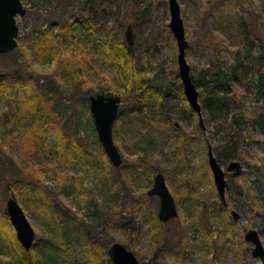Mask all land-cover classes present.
I'll return each mask as SVG.
<instances>
[{
  "label": "rangeland",
  "instance_id": "obj_1",
  "mask_svg": "<svg viewBox=\"0 0 264 264\" xmlns=\"http://www.w3.org/2000/svg\"><path fill=\"white\" fill-rule=\"evenodd\" d=\"M178 1L188 40L186 59L192 75L199 81L202 103V97H208L212 86L210 74L219 65H230L237 50L243 59L246 41L239 36L237 23L249 21L258 26L264 16V0ZM22 3L27 12L17 17L18 46L9 53H0V72L21 67L18 48H26L29 40L52 23L53 43L61 46L67 56L80 58L84 54L94 58L92 66L76 65L88 76L86 88L105 82L121 96L120 108H135L139 112L136 99L127 95L126 86L136 79L160 74V82L169 81L170 89H177L179 81L171 78L179 72V50L170 29L169 0H22ZM90 14L99 26L96 38L108 41L119 55L127 50L123 44L125 28L132 23L134 45L126 70L105 69L96 60L100 44L85 35L81 24ZM66 22L73 25L72 41H61L58 34V26ZM255 45L253 54L258 55V44ZM30 64L32 79L39 78L43 88H49L47 96L50 95L54 85L48 76L54 73L55 61L33 59ZM25 72L29 78L31 72ZM257 77L255 69L247 70L234 84V92L220 94L223 105L213 112L203 111L204 126L197 113L189 114L185 109L190 105L186 97L172 92L168 105L174 128L156 120L147 131L143 127L133 131L126 123L114 130L124 166L144 155L143 146H147L153 166L165 174L179 209L178 216L167 222L158 216L159 197L147 194L156 176L152 170L127 167L129 171L124 169L122 179L118 176L120 172L111 171L112 162L99 140L90 100L81 97L78 103L74 102V109L64 98L53 107L55 113L43 98L36 105L33 102L24 106L27 103L21 100L0 96V208H5L10 197L6 184L13 180L20 197L17 200L37 237L52 239L53 250L45 248L44 253H39L46 262H50L51 252L58 251L63 259L74 264H110L107 250L113 243L121 242L147 264H264L252 255L253 244L245 239L247 230L255 228L264 243V201L254 189L256 176L251 169L257 162L264 165V133L258 122L239 132L230 123L239 104L252 120L264 113V99H258L254 84ZM72 83V79L67 81L68 93ZM19 116L23 121L17 124ZM141 131L146 138L139 145ZM67 136H70L68 145ZM76 137L96 155L93 162L73 156L71 147L79 145ZM228 142L238 152L236 160L242 162V169L237 175L228 173L223 202L209 166L208 150L211 146L216 155L217 147ZM64 148L69 152L67 155ZM69 160L70 165L64 162ZM229 161L225 159L222 163L226 167ZM31 179L36 183L26 184ZM39 184L43 186L40 193L45 192V199H57L85 224L80 225L77 220L76 225L73 220L59 224L61 221L50 216L48 205L43 208L41 200L35 197L38 192L34 186L40 187ZM96 203L101 213L95 210ZM232 210L240 214L238 220H234ZM123 222H127L126 228H118ZM13 229L16 234L14 226ZM79 229L87 230L85 236L75 238L74 231ZM16 252L19 250L13 243L8 247L1 245L0 264H14L18 260Z\"/></svg>",
  "mask_w": 264,
  "mask_h": 264
},
{
  "label": "trees",
  "instance_id": "obj_2",
  "mask_svg": "<svg viewBox=\"0 0 264 264\" xmlns=\"http://www.w3.org/2000/svg\"><path fill=\"white\" fill-rule=\"evenodd\" d=\"M91 3L92 2H89L92 11L93 8L91 6ZM92 13L93 12H91V14ZM91 14L90 16L85 17L81 21V24L83 27H85V35L91 40L94 39L95 41H97V44H100V52L99 56H95L96 60L103 67H105V69L112 68L120 70V68H125L126 70L127 63L130 62V57H132L133 47H130L127 41L125 40L123 44H125L127 50L125 54L119 55L118 51L116 52L115 49L111 48L108 41H103V39L96 38V30L97 28L99 29V26L97 25L98 23L96 24L95 19ZM261 17L260 18L262 20L259 21L258 26L254 25L253 23H250L249 21H238L236 29L239 32V36L246 41L243 59L240 57L239 51L237 50L233 52L234 61L230 65H219L218 68L210 74L209 82L212 86L210 87L208 97H202L201 103L204 112L208 110L213 112L219 105L222 107L223 104L220 100V94H224L225 92H234V84L243 77V74L247 70H250L252 68L255 69V73L258 76L257 79L254 80V84L259 92L258 99H264V16L262 15ZM122 27H124L123 24ZM53 29L54 27L51 23L44 29L40 30L41 33L38 37L36 36L34 39L29 40V43L26 48H24L23 50H20V48H18L22 66L13 69L14 71L10 70L11 72H9L8 70L0 72V96L7 95V97L13 99V101L21 100L23 104L27 103V105L24 106H28L30 105V103L33 104V102L36 105V101L40 103L41 99L43 98L46 100V104H49L50 108L53 109L55 104L64 98L65 100H68V102H70L74 108V102L78 103L81 97L89 100V97L91 95L98 93H102L105 95H119L116 90L112 89L111 87L109 88L108 84L106 85L105 82L103 84L98 83L95 85H90L86 88L85 81H88V76L85 74L83 68H86V64L87 67L92 66L91 61L94 58H90L89 56H85L84 54H82L80 58H72L67 56L62 51L61 46H57L53 43V39L51 36L54 31ZM72 29L73 25L68 22L58 26V34L61 37V41H72L74 35ZM256 43L258 44V55L253 54L255 51L254 48L257 47L255 45ZM83 58H85L86 61H83ZM33 59H37L38 61L53 59L55 61L56 66L54 73L53 75L48 76L50 82H53L54 88L50 90L53 92H51L48 96L46 90L49 88H43V85L40 83L39 78L34 80L32 79L34 72H32L31 70L32 68L30 62ZM248 60H250V62H248ZM77 64L82 65L83 68L78 69V67L76 66ZM128 69L130 68L128 67ZM26 70L28 72H31L29 78H27L28 76L27 72H25ZM69 79H72L73 83L71 91L68 93L67 81ZM171 79H176L177 81H179L176 90L170 89V85H168L169 81L160 82V74H154L149 77L139 78V80L136 79L135 81L126 83V86L128 88L127 95L135 97L136 107L139 112H136L135 108L127 110L126 108L124 109L121 107L119 109V116L114 123V130L117 129L121 123H124V125L126 123L130 126L133 131L139 130L140 127H143V129H146L147 131L149 127H154V121L156 120H160L166 125H170L174 128L175 125L171 122L170 119V117L172 116L170 115L168 105L169 96L173 92V94L179 93L180 96L185 98V94L179 74H177L174 78ZM193 80L196 86H198L199 81L195 79L194 76ZM30 84L32 87L30 86ZM235 95L237 96V94ZM238 101L240 102V100ZM21 106L22 105L20 104V107ZM237 108L238 111L233 114L230 122L231 126L233 127V130L239 132L242 129L249 127L251 123L258 122L264 133V113L258 116L256 120H252L246 116L240 104L237 105ZM185 109L188 111L189 114L193 113L196 115V111L193 110L190 105L187 106ZM53 111L55 113L57 112L54 109ZM14 113H16V111ZM134 113H136V115H134ZM122 117L124 119L123 122L119 120V118L122 119ZM22 121V116H19V118L16 120V123L18 124ZM136 123L139 124V127L136 126ZM42 135L44 141L46 133ZM67 137L68 145L70 142V136ZM145 138L146 133L144 132L143 134V131H141V137L138 139L140 143L137 142V144L141 145ZM78 141L79 145L77 148L75 145L72 147L70 146L71 150L74 153L73 156L79 157L80 159L85 160L86 162H93L94 157L96 155L88 147L83 145V143L81 142V138H79ZM143 147L145 149V154L140 157H137L136 159H133L132 161H130V164H127V166H124L122 164L121 166L117 167L115 165H112L113 163H110L109 166L111 171H115L116 174H118L117 171L120 172V174H118L120 179L124 178V169H128L127 167H134L135 169H139L138 167H144L146 171L148 169L149 171L152 170L153 174L156 175L158 172H160V170L155 169V167L153 166V158L149 154V148H147V146ZM63 151L66 152V155L69 153L68 150H66L65 148ZM216 156L221 165H223L222 162L225 161V159H237L238 152H236L234 147H231V144H229L228 142L224 145H220L217 147ZM64 162L68 164L72 163L70 162V160ZM251 169H253L252 173H254V175L256 176V179L253 182L254 189L262 196L264 201V165H261L259 164V162H257L254 166L251 167ZM232 172L233 175H237L239 173V171ZM112 181H114L113 177ZM32 182L36 183V181L31 179L28 180L26 184H30ZM15 183L16 182H14L13 180L8 181V183L6 184V193L7 195L13 196L16 199L20 200L19 193L16 191ZM34 187L36 188V192H38L35 197L39 201L41 200V206L43 208H47L46 205H48V211L50 216L55 217L56 221L58 222L61 221L59 224L65 223L66 221L71 222L72 220L73 225H76V223L74 222L76 220L79 221L80 225L85 224L86 221H83L81 218V220H78L77 213L71 212L69 209H65L63 205L57 201V199H45V192L43 191L42 194L40 193L43 189L42 185L40 187L35 185ZM241 193L242 192H239V194ZM95 206V210L101 213V210L98 208L97 203L95 204ZM0 210V243H2L1 245L5 247H8L10 244L13 243L15 245L16 250H19V253L16 252L14 254L18 258V260H14V264H28L29 261L30 264H38L39 262L40 264H74L72 261H66L65 259H63L62 256L58 253V251H55V253L51 252V256L49 258L50 262H46L43 260V255H40L39 253H44L45 248L51 249L52 247H54L51 238L44 239L43 236H40L38 238V235H36L37 243L33 245L30 251L25 250L24 247L19 243L16 234L13 231V225L10 221L6 206L5 208L1 206ZM126 224L127 222H123V224H118L117 227L126 228ZM1 230H5V232H2ZM7 230H9V232ZM86 231L87 230L80 229L74 231L75 238L84 237ZM62 235H64L63 232ZM52 250L53 249H51V251ZM107 251L109 255V248ZM25 256L28 258H26ZM109 260L111 262L110 264H113L110 255Z\"/></svg>",
  "mask_w": 264,
  "mask_h": 264
},
{
  "label": "water",
  "instance_id": "obj_3",
  "mask_svg": "<svg viewBox=\"0 0 264 264\" xmlns=\"http://www.w3.org/2000/svg\"><path fill=\"white\" fill-rule=\"evenodd\" d=\"M171 14L170 29L178 45V65L179 77L183 84L185 97L199 116L201 124L204 126L203 109L200 102V94L191 73V65L186 59V50L188 40L183 18L181 15V6L178 0H169ZM27 9L23 6L22 0H0V53L6 54L13 51L17 46V37L19 35V25L17 17L25 15ZM125 38L130 47L134 45L133 25L128 23L125 28ZM90 107L94 117L95 126L98 132L99 140L111 162L119 167L123 164L122 155L114 141V123L119 116V109L122 98L119 95H105L102 93L94 94L89 97ZM209 166L213 173L214 182L218 194L223 202L226 201L227 174L232 171L242 169V162L233 159L225 167L218 161L213 148L209 146L208 150ZM149 196H158L159 219L167 222L179 214V209L174 195L172 194L163 172H158L155 176L152 187L147 193ZM7 212L10 221L14 226L17 238L25 250L30 251L35 244L36 230L28 218L24 208L19 201L10 196L6 202ZM234 220L241 216L236 210L231 211ZM245 239L252 243V255L264 261V243L259 231L255 228L248 229ZM109 255L113 264H147L140 261L137 256L121 242H115L109 247ZM246 264V263H241Z\"/></svg>",
  "mask_w": 264,
  "mask_h": 264
}]
</instances>
